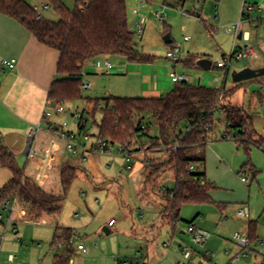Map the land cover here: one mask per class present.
<instances>
[{"label":"rangeland","instance_id":"obj_1","mask_svg":"<svg viewBox=\"0 0 264 264\" xmlns=\"http://www.w3.org/2000/svg\"><path fill=\"white\" fill-rule=\"evenodd\" d=\"M25 1L33 6L44 0ZM243 1L127 0L129 24L133 31L139 17L142 16V22L146 24L142 40L135 37L138 47L154 55L155 60L138 63L118 56L96 59L84 66L82 79L91 83L92 88L88 91L81 90L83 97L134 96V91L142 81L140 77L130 75L132 71L142 72L138 66L144 64L146 68L151 67L150 76L155 84L157 76H169L172 66L176 65L180 74L201 77L202 85L213 88L225 86L233 91L223 103L240 107L252 114L254 128L264 136V83L256 80L258 77L240 82H235L232 78L234 71L246 66L264 67V18L259 27L256 24H247L245 20L241 25L243 31L251 32L255 41L262 40L260 56L243 62L234 60L226 77L223 69L217 67V62L231 54L235 37L229 28L239 21ZM62 2L69 9L76 6V0ZM257 2L264 4V0ZM134 9L140 14L135 13ZM43 16L51 21H58L60 18L51 3L49 9L43 10ZM159 16H163L164 20L161 21ZM168 33L172 39L170 44L164 39ZM185 37L188 40L185 41ZM243 44L244 41H237L238 46ZM175 46H182L183 56H186L178 63L167 57V51ZM203 58L212 61L211 69L206 70L197 64L186 63L188 59H195L197 62ZM105 60H110L115 65L109 75L103 74L101 70ZM122 63L128 65L130 73L118 70ZM216 77L223 80L215 81ZM150 80H145L147 87ZM149 95L151 94L147 96ZM61 105H64L66 111L54 114L49 119L60 131L63 128L65 131L78 132L81 119L73 114L79 110L83 114L84 124L86 123L83 132H89L93 138L98 135L96 122L100 121L101 113L96 114V110L103 107L101 102L83 98L66 101ZM214 120L215 127L207 146V158L209 175L215 179L220 177L221 189L217 188L216 195L213 196L226 197L230 202L226 203L225 210L220 209L214 201L186 204L176 224L171 223L169 218L163 221L159 206L146 203L140 196L149 171L144 166L145 159H166L154 144L155 136L158 135L156 126L148 130L150 138L133 137L130 147L138 151L133 158V170L126 168L123 157L118 153V144L112 146L111 153H94L82 160L81 153L72 155L68 152L66 143L60 139L58 133L53 137L45 136V142H48L45 150H38L35 144L34 149L27 155H21L18 162L26 167L27 174L45 191L65 195L63 210L58 218L45 216L43 221L31 222L21 216L23 208L17 202L13 208L5 209L3 206L0 210L3 216L0 219V264H54L56 249L52 248V243L56 223L76 230L75 249L78 252L71 264H118V260L122 264L123 261L131 262L135 258L145 260L148 257L157 264H179L181 257L177 247L184 243L192 244L195 250L191 264H264V148L251 145L247 150L233 135L221 139V132L224 133L227 124L223 109L215 112ZM57 155L62 161H78L84 167L67 192H64L61 184L60 166L55 161ZM217 155L224 159L228 169L219 170ZM253 167L257 170L256 176H253ZM196 168L197 171L204 170L201 164L196 165ZM242 176L248 177L250 182H242ZM157 183L166 188L175 186L170 172L161 173ZM146 195L153 201H161L158 195L149 191V187ZM244 205L250 208V218H236L237 209ZM198 215L194 225L212 234L204 247L193 244L189 232L181 233L189 227L187 221ZM112 219L116 224L110 226ZM251 221L256 224L257 240L253 243L249 256L233 263L231 258L241 251L233 236L236 232H248ZM105 227L111 231L107 233ZM173 233L176 245L169 252V248L163 244L165 241L171 242ZM81 242L87 247L86 253L77 249ZM11 255L14 256L13 260Z\"/></svg>","mask_w":264,"mask_h":264},{"label":"trees","instance_id":"obj_2","mask_svg":"<svg viewBox=\"0 0 264 264\" xmlns=\"http://www.w3.org/2000/svg\"><path fill=\"white\" fill-rule=\"evenodd\" d=\"M48 1L59 14L58 21L37 18L25 0H0V12L17 20L41 44L59 51L57 73L60 78L53 82L49 91L51 103L56 105L83 98L98 100L103 104L96 110V114L101 113L100 121L96 122L98 135L124 146H130L134 136L150 138L148 130L157 127L154 144L166 159L149 157L146 160L149 171L143 191L146 194L149 187V191L161 199L164 220L169 218L176 224L184 205L213 202L210 195L213 186L206 180L205 171H197V168L193 172L187 171L191 165L205 167V147L215 127L217 110L223 109L227 123L221 139L233 135L247 150L251 145L264 148V136L254 128L253 115L240 107L223 103L233 94L225 86L213 88L182 81L160 97H83L81 78L89 61L118 56L129 62L148 63L154 61L155 56L139 49L135 32L129 24L127 0H76L73 9L67 8L62 0ZM186 63L196 64V61L188 59ZM77 76L79 78H75ZM256 80L264 83V76ZM222 94V101H219ZM84 121L79 122L80 130L85 129ZM177 143L179 146L174 148ZM0 166L8 168L12 174L0 188V210L6 201L16 200L27 221L40 222L45 216H60L65 195H55L38 185L1 137ZM81 169L84 167L78 161H66L60 165L64 192L70 189ZM168 172L175 180L173 188L157 183L161 173ZM196 219L187 222L194 224ZM249 234L254 243L257 240L256 224L252 221ZM76 237L74 228L55 224L54 264H71L78 252ZM1 243L0 236V246Z\"/></svg>","mask_w":264,"mask_h":264},{"label":"crops","instance_id":"obj_3","mask_svg":"<svg viewBox=\"0 0 264 264\" xmlns=\"http://www.w3.org/2000/svg\"><path fill=\"white\" fill-rule=\"evenodd\" d=\"M249 1L251 2H247L246 0H244L243 5L245 3H258L257 1H260V0H249ZM240 4L241 2L239 3V8H240ZM243 5L241 8H243ZM137 14H140V13H137ZM248 15H251L253 18L260 17V14L258 12H252L251 14L249 13ZM138 21L142 22V16L138 18V20L136 21V24ZM246 23L251 24L248 21H246ZM261 24H262V18L258 20L256 25L257 27H259ZM134 28H136V25L134 26ZM145 29H146V24H144V31ZM170 37H171V34H170ZM253 42L254 44L258 45L260 48L262 47V40L255 41L253 39ZM170 43H172V41ZM170 43H167V44H170ZM59 57H60V53L58 50L41 44L36 39V37H34V35H32L17 20L0 12V137L3 143L17 157V160L21 159V155L29 154L31 152V149H34L35 144H37L38 150H42V151L45 150V148L48 145V142L47 143L45 142V139H46L45 136L53 137L57 133L59 134L60 132L58 131L57 126L52 121L50 120L43 121L44 111L50 106L49 104L50 101L48 100L49 91L52 87L53 82L57 80L58 78H60V76L57 73V65H58ZM184 57L186 56H182L180 58L181 60L177 59L174 61L178 63L182 61ZM13 58L16 59L14 68L11 69L8 67H2L1 65L2 60L4 59L10 60ZM95 60L89 61L88 63L85 64V66ZM114 66L115 65L113 64V67L109 71V73H105L104 67H102L101 70L103 71V74L109 75L112 73ZM139 67H141L142 72L140 73L138 71L137 73L135 71L136 72L135 73L132 71V74L130 76L136 77V78L140 77L142 82H141V85L137 87L136 90L134 91L135 95L131 97L164 96L167 94L169 90H171L175 86L174 85L175 83L172 80H170L169 76H163V75L157 76L155 80V84H153L154 80L150 76L151 67L146 68L144 64L142 66H138L137 68ZM118 70H120L121 72L122 71L128 72L129 71L128 65H124L122 63V65H119ZM171 70L178 71L176 65H173ZM146 78L151 79L149 87H147L146 85L147 84L145 82ZM192 78H194L195 81L197 80V83H200L202 80L201 77H198V78L192 77ZM216 78H220V77H216ZM216 78H215V81H218V82L221 81V80H216ZM218 87H221V86H218ZM148 94H151V95L147 96ZM40 121H43V129L38 132L37 136L34 139H30L28 137V129L32 125ZM81 131L83 130H80L79 125H78V132H81ZM210 140H211V136L205 147L206 163H205L204 171L206 173V180L209 183H211V185L213 186V188L210 190V195H211L212 200L215 202V204L219 205L220 209L225 210L226 203H229L230 199L226 197H222L220 195L214 198V196L216 195L215 190L217 188L221 189V187H219L220 177H217L215 179V177L209 175V160L207 158V146ZM37 141L38 143H36ZM53 141H55V139ZM91 155L92 154L86 155V159L88 156H91ZM147 159L148 157L145 159L144 162H146ZM217 159H218L217 162L219 165V170L228 169L227 163L224 161V159L220 155H217ZM55 161L58 163L57 166H60L62 163L69 161V160L64 159L62 161L61 157L57 155ZM144 166H146V163ZM133 168H134V165H133ZM252 171H253V176H256L257 170L253 167ZM11 176L12 174L8 168L0 166V188H2L10 180ZM241 180L245 184H248L250 182V181L245 182L242 179V177H241ZM144 187H145V183L140 190V196L146 201V203L158 205L160 210L162 211L161 201H153L151 198H149L143 191ZM21 216L24 217V210H21ZM198 217L199 215L191 219L190 221L196 218L198 219ZM162 220L165 221L163 218ZM115 224L116 222L114 223V225ZM109 225H110V222H109ZM108 230L109 232L111 231L109 228ZM181 233L189 234L188 228L186 231H182ZM172 240H174V244L171 249L169 248L170 250L169 252H171L174 246L176 245L174 233L172 234L171 242ZM165 243H169V242L165 241L163 244L164 247H166ZM184 244H190V243H184ZM182 245L183 244H179L177 247L180 253V257H181V246ZM134 260H137V258L131 260V262H133ZM145 261L151 264H157L151 261L149 257L146 258Z\"/></svg>","mask_w":264,"mask_h":264},{"label":"built area","instance_id":"obj_4","mask_svg":"<svg viewBox=\"0 0 264 264\" xmlns=\"http://www.w3.org/2000/svg\"><path fill=\"white\" fill-rule=\"evenodd\" d=\"M32 8L36 12L37 18H43L44 17L43 10L49 9L50 3L48 0H44V1H41L38 5H33ZM254 11L260 14L259 18H253L251 15H248L247 17V14L249 13L251 14ZM134 12L139 13L137 9H134ZM159 18L161 21L164 20L163 16H159ZM261 18H264V4L245 3L243 5L242 14H241L239 21L229 28L231 31H233L234 37H235L231 54L228 58H225L224 60L217 62V67L223 69L225 76L228 74L230 67L232 66V62L234 60L243 62V61L250 60V59H256L260 56V47L254 44L251 32L248 30L243 31L241 29V25H242L243 20L248 21L251 24H256L258 20ZM134 32H135V35L139 39L142 38L144 34L143 22L141 21L137 22ZM184 40L185 41L188 40V37H185ZM238 40L244 41V44L242 46H238L237 45ZM183 53L184 51H183L182 46H175L174 48L169 49L167 51V57L169 59L177 60L183 56ZM15 63H16L15 58L10 59V60L4 59L2 60L1 65L2 67H8L12 69L14 68ZM112 67H113V64L111 63V61L105 60L104 62L105 73H109ZM169 77L174 83L186 81L189 83L196 84V81L194 78H192L191 76L187 74H180L176 70H171L169 72ZM75 78H79V77L77 76ZM216 80H222V79L216 78ZM81 81H82L81 82L82 91H88L89 89L92 88L91 83L83 80L82 78H81ZM222 98H223V94L220 96L219 101H222ZM49 104L50 106L44 111L43 121L49 120L54 114H61L66 111V108L64 107V105H61V104L52 105L51 102H49ZM73 115L80 118L81 120L83 119V114L79 110H77ZM43 121L37 122L36 124L32 125L28 129V137L30 139H34L37 136L38 132L43 129ZM65 125L66 123L64 124V126ZM61 129H62L61 131L58 129V131H60L59 135H60V138L66 143V149L68 150V152L72 155H77L81 153L83 160L86 159V155L88 154L111 153L112 146L114 144H117V143L112 142L109 139L103 138L100 135H95L93 138V135L90 134L89 132L81 131V132L75 133L71 131H65L63 128ZM118 146H119L118 153L123 157L126 168L128 170H132L133 169V158L137 154L138 151H136V149L131 148L129 145L124 146L122 144H118ZM178 146H179V143H177L176 146H174V148H177ZM195 169H196V166L191 165L187 172L188 173L193 172L195 171ZM244 173L246 172L244 171ZM242 179L245 182H249V179L246 176H242ZM15 202L16 200L6 201V204L4 205L5 209L13 208ZM235 216L236 218H239V219H249V216H250L249 206L244 205V206L239 207L237 209V212L235 213ZM2 217H3L2 214H0V219ZM114 223H115L114 220L110 221L111 226L114 225ZM188 232L191 235V242L199 247H204L206 242L211 237L210 232L206 231L205 229L199 228L194 224L189 225ZM233 239L235 240L237 245L241 248L240 253H237L235 256L231 258V261L233 263H236L242 257L249 256L253 242L251 240L249 231L245 233L236 232L233 236ZM261 243H263L262 240H261ZM173 244H174V240H172V242L165 243V246L171 249ZM77 249L83 253L87 252V247L83 243H79L77 245ZM194 252L195 250L192 244H183L181 246V259L179 261V264H190L193 258ZM13 259H14V256L11 255V260ZM118 263H121V262L118 260ZM122 264H151V263L145 260L137 259L133 262L123 261Z\"/></svg>","mask_w":264,"mask_h":264},{"label":"water","instance_id":"obj_5","mask_svg":"<svg viewBox=\"0 0 264 264\" xmlns=\"http://www.w3.org/2000/svg\"><path fill=\"white\" fill-rule=\"evenodd\" d=\"M164 39L166 43H170L172 41L170 33L165 35ZM196 64L206 70L211 69L213 66L212 61L207 58L199 59ZM261 76H264V67L252 68L251 66H246L243 69L232 73V78L235 82L250 80ZM105 230L109 233L108 228H105Z\"/></svg>","mask_w":264,"mask_h":264}]
</instances>
